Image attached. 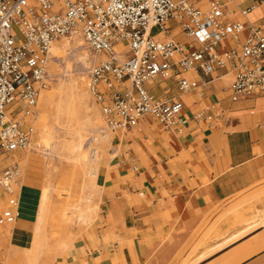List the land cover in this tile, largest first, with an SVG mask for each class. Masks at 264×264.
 <instances>
[{
	"label": "built area",
	"instance_id": "1",
	"mask_svg": "<svg viewBox=\"0 0 264 264\" xmlns=\"http://www.w3.org/2000/svg\"><path fill=\"white\" fill-rule=\"evenodd\" d=\"M263 4L0 0V226L19 217L23 172L14 153L31 145L54 41L78 33L98 57L88 70L87 90L104 121L99 134L126 133L150 119L182 135L189 126L226 125L231 104L264 95V19H247ZM223 42L228 47L222 49ZM227 74L229 105L221 97L187 109L181 95L201 97Z\"/></svg>",
	"mask_w": 264,
	"mask_h": 264
},
{
	"label": "crops",
	"instance_id": "2",
	"mask_svg": "<svg viewBox=\"0 0 264 264\" xmlns=\"http://www.w3.org/2000/svg\"><path fill=\"white\" fill-rule=\"evenodd\" d=\"M247 19L263 21L264 4ZM225 77L230 82V74L213 80L201 97L181 95L187 109L226 99ZM230 106L223 126H189L177 135L147 119L112 134V156L97 169L99 217L56 263L264 264V215L242 222L229 212L242 195L264 192V95ZM20 187L18 219L25 198ZM56 199L47 220L56 210L68 213L69 204Z\"/></svg>",
	"mask_w": 264,
	"mask_h": 264
},
{
	"label": "rangeland",
	"instance_id": "3",
	"mask_svg": "<svg viewBox=\"0 0 264 264\" xmlns=\"http://www.w3.org/2000/svg\"><path fill=\"white\" fill-rule=\"evenodd\" d=\"M97 61L78 33L57 39L50 48L47 88L33 119L31 145L14 153L23 172V214L13 225L0 226V264H57L77 235L94 228L102 190L97 169L113 152V135L98 133L104 121L87 90L88 70ZM223 80L228 84V78ZM52 196L70 207L65 216L56 210L47 220ZM260 206L264 192L258 190L242 195L229 212L242 222L259 220L264 215Z\"/></svg>",
	"mask_w": 264,
	"mask_h": 264
},
{
	"label": "bare ground",
	"instance_id": "4",
	"mask_svg": "<svg viewBox=\"0 0 264 264\" xmlns=\"http://www.w3.org/2000/svg\"><path fill=\"white\" fill-rule=\"evenodd\" d=\"M53 44V43H52ZM52 46V45H51ZM51 48V47H50ZM53 50L56 52V53H58L59 52V49H58V47L56 46V45H53ZM107 135V134H106ZM100 136L102 137H105L106 138V136L105 135H101L100 134ZM95 152V150L93 151V153ZM95 160V155L93 154V155H91V161H94ZM263 220H261V222H262ZM256 224H260V223H256ZM255 225V224H254Z\"/></svg>",
	"mask_w": 264,
	"mask_h": 264
}]
</instances>
